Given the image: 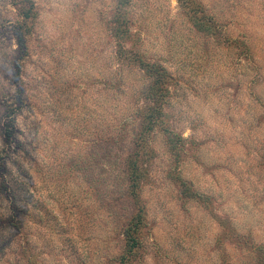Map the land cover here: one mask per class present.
<instances>
[{
    "label": "rangeland",
    "instance_id": "1",
    "mask_svg": "<svg viewBox=\"0 0 264 264\" xmlns=\"http://www.w3.org/2000/svg\"><path fill=\"white\" fill-rule=\"evenodd\" d=\"M0 264H264V0H0Z\"/></svg>",
    "mask_w": 264,
    "mask_h": 264
},
{
    "label": "trees",
    "instance_id": "2",
    "mask_svg": "<svg viewBox=\"0 0 264 264\" xmlns=\"http://www.w3.org/2000/svg\"><path fill=\"white\" fill-rule=\"evenodd\" d=\"M139 173L137 168L133 165L131 167V172H130V180L132 182V184L135 186V188H137V186L139 185ZM133 233L131 232L130 229H127L125 231V238H126V247H127V252H130V246L131 244L134 242L133 239Z\"/></svg>",
    "mask_w": 264,
    "mask_h": 264
}]
</instances>
